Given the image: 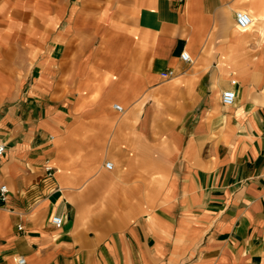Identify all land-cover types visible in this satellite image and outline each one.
I'll return each instance as SVG.
<instances>
[{
  "label": "crops",
  "instance_id": "obj_1",
  "mask_svg": "<svg viewBox=\"0 0 264 264\" xmlns=\"http://www.w3.org/2000/svg\"><path fill=\"white\" fill-rule=\"evenodd\" d=\"M94 8L0 0V264H264V0Z\"/></svg>",
  "mask_w": 264,
  "mask_h": 264
},
{
  "label": "rangeland",
  "instance_id": "obj_2",
  "mask_svg": "<svg viewBox=\"0 0 264 264\" xmlns=\"http://www.w3.org/2000/svg\"><path fill=\"white\" fill-rule=\"evenodd\" d=\"M111 1H113V0H74V4H76V5H80V6H82V5H87V6H89V7H95L94 8V10H97L98 8H101L102 6L104 7V5H107V6H109L110 5V3H111ZM96 14V13H95ZM251 14V13H250ZM96 17V15H91V18H95ZM96 23H95V19L94 20H90L89 21V24H87L86 26H84V29L86 30L87 28L89 29V28H91V27H93L94 25H95ZM89 25V26H88ZM106 25L108 26V28H111L110 27V25H109V23H107L106 22ZM113 28V27H112ZM110 38H109V36L108 37H106V38H102V39H91L90 41H89V43H90V45H84V47H85V49H89V51H95V50H97V49H99V48H102V47H109V46H112V45H114V44H112L114 41H112V40H109ZM91 52H90V54H91ZM83 55H84V53H83ZM85 55H89V53H86ZM107 63H109V60L108 61H106V63H104V62H99V65H101L100 67H102V68H99V69H104V66H107L106 64ZM124 97H126L128 100H129V103H128V105H131L130 107H129V109H124V110H126L125 111V113L127 114V112L128 113H130V111H131V108L134 106H132V104L135 102V101H137L139 98H140V100L141 99H143V103L145 102V104L149 101V96H150V93L149 94H144L143 92L141 93V92H139L138 94H133L132 96H131V94H129V93H123L122 94ZM142 103V104H143ZM115 104H118V105H120L121 106V104H120V101H118V100H113L112 102H111V104L110 105H108L107 107H108V110L110 109H112V105H115ZM123 108V107H122ZM138 112H141V111H138ZM161 113V115H160V117H161V119H160V122H158L160 125H158L157 123V125H155L154 127H152V130L150 131V133L152 134H154L155 135V137H156V139H157V137H158V139L159 138H161L162 137V135L165 133V134H169L168 133V131H165V132H162V131H160V129H161V127L163 126V119L164 118H167V117H163L164 115H163V113L162 112H160ZM139 114V113H138ZM128 115V114H127ZM126 115V116H127ZM121 118V119H123V118H125V115H122V116H118V115H116V118ZM108 129H110V128H108ZM119 132V131H118ZM109 136V134H107V136L106 137H108ZM6 146V145H5ZM108 153H109V155H108V157H107V161H113L114 163H115V160H114V158H112V154H114V153H116V150H113L112 152H110V151H108ZM110 153H112L111 155H110ZM121 165H119L118 164V167H117V165H116V169L118 168V171H125L126 170V168H123V169H121V167H120ZM53 172H54V168H53ZM53 172H51V173H53ZM92 207V209L93 210H95V212L93 213L94 215H99L98 214V210H99V208H98V206H91ZM111 208V210L112 211H115V210H120L121 209V207H118V209H117V207H103V211L104 210H109ZM123 208H128V207H123ZM114 212H112L111 214H113ZM110 214V213H109Z\"/></svg>",
  "mask_w": 264,
  "mask_h": 264
},
{
  "label": "built area",
  "instance_id": "obj_3",
  "mask_svg": "<svg viewBox=\"0 0 264 264\" xmlns=\"http://www.w3.org/2000/svg\"><path fill=\"white\" fill-rule=\"evenodd\" d=\"M235 23H236V27L238 30L246 31L253 25V17L249 12L241 10V11H238L236 13ZM181 58L186 62H189V63L192 62V59H191L189 53H187V52H183L181 55ZM173 75H174L173 70H167V71L162 73V77L165 79H168V78L172 77ZM235 100H236V93L234 91L228 90V91L223 92L222 103L224 105L231 106L235 103ZM113 108L118 112L123 111V108L118 104H115L113 106ZM5 151H6L5 143L0 139V157L5 153ZM106 168L111 170L113 168V163L107 162ZM47 171L49 173L53 172V167H47ZM8 192H9V190H8L7 185H2L0 187V200L2 202H7ZM51 223L55 227L59 228L63 224V218L59 217V216H54V217H52ZM17 261L19 264L25 263V259L23 257L17 258Z\"/></svg>",
  "mask_w": 264,
  "mask_h": 264
},
{
  "label": "bare ground",
  "instance_id": "obj_4",
  "mask_svg": "<svg viewBox=\"0 0 264 264\" xmlns=\"http://www.w3.org/2000/svg\"><path fill=\"white\" fill-rule=\"evenodd\" d=\"M252 17H254V16H252ZM254 20L256 21L255 17L253 18V23H254ZM251 27H252V26H251ZM251 27H250V28H251ZM250 28H249V29H250ZM249 29L246 30V31H240V30H238V31H239L240 33H246L247 31H249Z\"/></svg>",
  "mask_w": 264,
  "mask_h": 264
}]
</instances>
